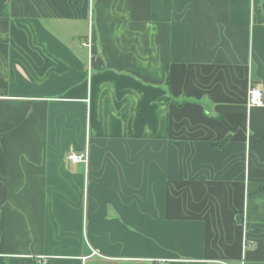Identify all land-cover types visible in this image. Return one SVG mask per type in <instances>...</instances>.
I'll return each instance as SVG.
<instances>
[{"label":"crops","instance_id":"crops-1","mask_svg":"<svg viewBox=\"0 0 264 264\" xmlns=\"http://www.w3.org/2000/svg\"><path fill=\"white\" fill-rule=\"evenodd\" d=\"M250 84L264 0H0V264H264Z\"/></svg>","mask_w":264,"mask_h":264},{"label":"built area","instance_id":"built-area-1","mask_svg":"<svg viewBox=\"0 0 264 264\" xmlns=\"http://www.w3.org/2000/svg\"><path fill=\"white\" fill-rule=\"evenodd\" d=\"M84 45L87 46L88 48L91 47L89 40ZM245 105L247 109L254 107H258V108L264 107V95L258 86L254 84H250L246 94ZM67 159L71 163H82L86 166L88 163L87 150L85 149L78 152L71 150L67 155ZM163 264H165V262H163Z\"/></svg>","mask_w":264,"mask_h":264},{"label":"rangeland","instance_id":"rangeland-1","mask_svg":"<svg viewBox=\"0 0 264 264\" xmlns=\"http://www.w3.org/2000/svg\"><path fill=\"white\" fill-rule=\"evenodd\" d=\"M88 141V142H87ZM84 149L83 150H87V153L88 151L90 150V147L91 145L89 144V139L86 137L85 140H84V145H83Z\"/></svg>","mask_w":264,"mask_h":264}]
</instances>
